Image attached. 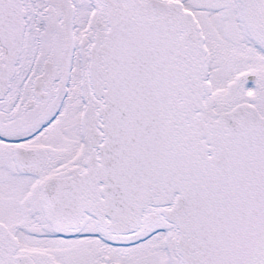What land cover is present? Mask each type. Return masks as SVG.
Wrapping results in <instances>:
<instances>
[{
  "label": "snow or ice",
  "instance_id": "obj_1",
  "mask_svg": "<svg viewBox=\"0 0 264 264\" xmlns=\"http://www.w3.org/2000/svg\"><path fill=\"white\" fill-rule=\"evenodd\" d=\"M0 264H264V0H0Z\"/></svg>",
  "mask_w": 264,
  "mask_h": 264
}]
</instances>
